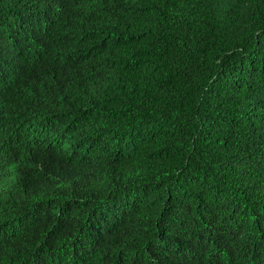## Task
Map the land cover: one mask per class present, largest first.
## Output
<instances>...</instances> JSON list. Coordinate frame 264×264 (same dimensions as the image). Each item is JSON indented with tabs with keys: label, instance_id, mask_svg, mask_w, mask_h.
Segmentation results:
<instances>
[{
	"label": "trees",
	"instance_id": "16d2710c",
	"mask_svg": "<svg viewBox=\"0 0 264 264\" xmlns=\"http://www.w3.org/2000/svg\"><path fill=\"white\" fill-rule=\"evenodd\" d=\"M0 264H264V0H0Z\"/></svg>",
	"mask_w": 264,
	"mask_h": 264
}]
</instances>
